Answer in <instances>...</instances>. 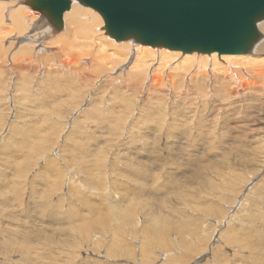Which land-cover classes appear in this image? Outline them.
I'll return each instance as SVG.
<instances>
[{
	"label": "rangeland",
	"instance_id": "obj_1",
	"mask_svg": "<svg viewBox=\"0 0 264 264\" xmlns=\"http://www.w3.org/2000/svg\"><path fill=\"white\" fill-rule=\"evenodd\" d=\"M61 28L38 54L1 45L0 264H264V96L170 70L135 85L128 62L49 73Z\"/></svg>",
	"mask_w": 264,
	"mask_h": 264
},
{
	"label": "bare ground",
	"instance_id": "obj_2",
	"mask_svg": "<svg viewBox=\"0 0 264 264\" xmlns=\"http://www.w3.org/2000/svg\"><path fill=\"white\" fill-rule=\"evenodd\" d=\"M11 4H13L14 7L10 6ZM27 5H29V7ZM30 6L31 4L28 0H0V52L5 54L4 50L8 48V46L3 49L1 46L2 43L6 41V39H10L7 38L9 35H15V38H11L14 39L13 41L15 43L20 42L18 47L20 52L25 49L30 51L34 46H36V50H33L34 52L37 51L36 54H38L41 48L46 47L43 44V39H40L42 34L39 30H41L42 27L47 26L52 32H54L57 28L63 27L61 28L62 32L58 34L56 48L50 49L47 46L48 48H46V51L51 54L49 52V50H51L53 54L58 55V58L61 54L66 53L69 55L67 58L68 60L67 62L63 60L59 61L57 58H55L57 59L55 60L53 57L54 61L47 63L48 68L51 69L49 73L78 71L75 69L71 70L70 68L65 69L57 62H61L62 64L73 63V65L81 67L85 65V62L91 60V64L95 65L100 70H102V68L104 70L107 68L114 70L117 67L120 69V65L122 63L128 62L129 67L127 68V76L128 79L129 77H133L135 85L139 83V81H144L143 78L148 76V81L151 83L152 80L156 79H153L154 77L151 75H153L152 73L157 70H170L175 72L176 75L179 76V79L187 78L193 82L200 81L201 79L199 80V78L201 77L205 79L204 76L209 74L211 76L210 80H213L211 83H214L213 87L215 89L217 88V90L219 89L224 97H228L232 94L244 96L247 95L248 92V98L252 100L264 96V82L255 86L256 88H253V91L252 89L251 91L248 89H244L243 91V87L247 85L246 80L248 76L262 77L264 74V18L257 22V28L261 37H258L256 42L247 52L219 54L217 51L199 52L195 50L187 52L180 49H170L163 45L141 43L136 41L133 37H129L127 39H116L106 32L104 28V20L101 14L92 7L83 5L77 0H71L70 7L62 13L60 21L55 22L51 21L46 13L39 11V14L36 9L32 10L33 7L31 6L32 8H30ZM38 21L40 24L38 23L39 25L35 26ZM30 26H35L36 28L31 29ZM56 35L53 34L52 36ZM10 41L11 42H9V44H13V41ZM13 54L15 53H12V55ZM26 55V57H22L21 61L25 64L30 63V65L33 66L34 64L31 63L34 62V56L32 57V55L28 53H26ZM18 60L20 59L18 58ZM34 63L36 64V62ZM87 64L89 65V62ZM47 69H42L40 71L42 76L46 74ZM148 70L152 72H149L147 75ZM24 77L28 78V74L22 75L20 81H22ZM154 84L155 83H151V85ZM227 85L232 86L233 89L230 91V89L227 88ZM257 91L260 92L257 93ZM74 186L80 191L82 189H86L87 191V189L90 188L89 190L92 189V192H96V189L91 188V186H76V184ZM115 207L118 206L115 205ZM118 210L119 213H117V211L113 213V218L115 219H120V217H123L126 212L125 208ZM159 223L160 222L158 221V224ZM160 226L162 227V224H159V227ZM218 245L219 243L217 244V248H219ZM165 255H167V253ZM163 264H167V262Z\"/></svg>",
	"mask_w": 264,
	"mask_h": 264
},
{
	"label": "water",
	"instance_id": "obj_3",
	"mask_svg": "<svg viewBox=\"0 0 264 264\" xmlns=\"http://www.w3.org/2000/svg\"><path fill=\"white\" fill-rule=\"evenodd\" d=\"M100 11H112L113 0H77ZM33 9L55 22L71 0H28ZM145 21L134 27L115 28L104 20L116 39L135 38L151 45L182 51L245 53L260 36L257 22L264 18V0H138L133 9Z\"/></svg>",
	"mask_w": 264,
	"mask_h": 264
},
{
	"label": "snow or ice",
	"instance_id": "obj_4",
	"mask_svg": "<svg viewBox=\"0 0 264 264\" xmlns=\"http://www.w3.org/2000/svg\"><path fill=\"white\" fill-rule=\"evenodd\" d=\"M138 6V0H113L112 11L101 8L103 18L115 28L134 27L145 23L144 19L133 9Z\"/></svg>",
	"mask_w": 264,
	"mask_h": 264
}]
</instances>
